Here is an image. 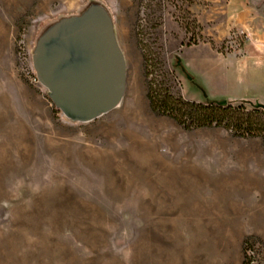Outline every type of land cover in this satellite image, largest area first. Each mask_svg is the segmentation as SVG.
Listing matches in <instances>:
<instances>
[{
	"label": "rangeland",
	"instance_id": "1",
	"mask_svg": "<svg viewBox=\"0 0 264 264\" xmlns=\"http://www.w3.org/2000/svg\"><path fill=\"white\" fill-rule=\"evenodd\" d=\"M195 2L0 0V264H264V136L188 130L148 98L151 80L204 97L175 67L202 29ZM97 10L126 87L81 121L36 80L34 55L58 22Z\"/></svg>",
	"mask_w": 264,
	"mask_h": 264
},
{
	"label": "water",
	"instance_id": "2",
	"mask_svg": "<svg viewBox=\"0 0 264 264\" xmlns=\"http://www.w3.org/2000/svg\"><path fill=\"white\" fill-rule=\"evenodd\" d=\"M39 41L34 65L52 101L69 117L86 121L114 109L126 87V64L103 11L58 22ZM188 80L180 57L177 58ZM227 100H220L225 104ZM254 108L264 107L257 101Z\"/></svg>",
	"mask_w": 264,
	"mask_h": 264
},
{
	"label": "crops",
	"instance_id": "3",
	"mask_svg": "<svg viewBox=\"0 0 264 264\" xmlns=\"http://www.w3.org/2000/svg\"><path fill=\"white\" fill-rule=\"evenodd\" d=\"M189 8L202 29L179 53L208 97L264 104V0H196Z\"/></svg>",
	"mask_w": 264,
	"mask_h": 264
},
{
	"label": "trees",
	"instance_id": "4",
	"mask_svg": "<svg viewBox=\"0 0 264 264\" xmlns=\"http://www.w3.org/2000/svg\"><path fill=\"white\" fill-rule=\"evenodd\" d=\"M186 71L192 76L189 82L201 89L204 99L187 100L169 89H162L151 80L148 84V98L153 110L172 117L188 130L224 127L239 137L264 136V107H251V101L247 100H227L225 104H220V100L209 98L205 88L191 72Z\"/></svg>",
	"mask_w": 264,
	"mask_h": 264
},
{
	"label": "built area",
	"instance_id": "5",
	"mask_svg": "<svg viewBox=\"0 0 264 264\" xmlns=\"http://www.w3.org/2000/svg\"><path fill=\"white\" fill-rule=\"evenodd\" d=\"M36 80H37V81H40V79H39L38 75H37V77H36ZM40 82H41V81H40Z\"/></svg>",
	"mask_w": 264,
	"mask_h": 264
}]
</instances>
